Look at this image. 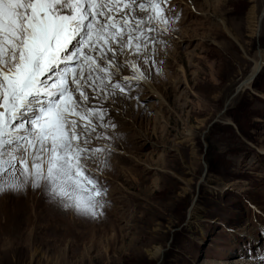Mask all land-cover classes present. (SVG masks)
<instances>
[{
    "label": "rangeland",
    "instance_id": "rangeland-1",
    "mask_svg": "<svg viewBox=\"0 0 264 264\" xmlns=\"http://www.w3.org/2000/svg\"><path fill=\"white\" fill-rule=\"evenodd\" d=\"M171 5L181 18L161 74L141 84L142 107L112 113L103 216L30 185L0 195V264H264L252 208H264V68L234 95L264 50V0Z\"/></svg>",
    "mask_w": 264,
    "mask_h": 264
},
{
    "label": "snow or ice",
    "instance_id": "snow-or-ice-1",
    "mask_svg": "<svg viewBox=\"0 0 264 264\" xmlns=\"http://www.w3.org/2000/svg\"><path fill=\"white\" fill-rule=\"evenodd\" d=\"M180 18L171 0H0V195L30 185L65 212L102 217L100 177L121 135L112 113L142 107ZM248 59L241 87L264 50Z\"/></svg>",
    "mask_w": 264,
    "mask_h": 264
},
{
    "label": "bare ground",
    "instance_id": "bare-ground-1",
    "mask_svg": "<svg viewBox=\"0 0 264 264\" xmlns=\"http://www.w3.org/2000/svg\"><path fill=\"white\" fill-rule=\"evenodd\" d=\"M263 15H264V8H263L261 14L258 16V18H257V20H256V22H255V31L258 30L259 22H260V20H261V18H262ZM260 17H261V18H260ZM253 30H254V29H253ZM255 61H256L257 64L260 63V54L257 56V59H256ZM262 69H263V68H262ZM261 71H262V70L260 69V70L258 71V73L260 74ZM259 74H257V75L255 76V78H257V76H258ZM255 78L253 79V81H252L251 83H253V82L255 81ZM242 81H243V80H242ZM242 81H241V82L239 83V85L237 86V90L235 91V94L239 93V92L242 91L244 88H247V87H250V86H251V84H250V85H248L247 87H241ZM147 85H149L148 87H149L151 90H153V88H151V86H150L151 84L147 83ZM160 250H161L160 247L157 248L156 250H154V253H153V254H160V253H161Z\"/></svg>",
    "mask_w": 264,
    "mask_h": 264
},
{
    "label": "water",
    "instance_id": "water-1",
    "mask_svg": "<svg viewBox=\"0 0 264 264\" xmlns=\"http://www.w3.org/2000/svg\"><path fill=\"white\" fill-rule=\"evenodd\" d=\"M234 95H236V94H234Z\"/></svg>",
    "mask_w": 264,
    "mask_h": 264
},
{
    "label": "trees",
    "instance_id": "trees-1",
    "mask_svg": "<svg viewBox=\"0 0 264 264\" xmlns=\"http://www.w3.org/2000/svg\"><path fill=\"white\" fill-rule=\"evenodd\" d=\"M258 78V77H257Z\"/></svg>",
    "mask_w": 264,
    "mask_h": 264
}]
</instances>
